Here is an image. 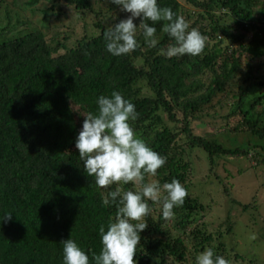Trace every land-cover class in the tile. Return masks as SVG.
<instances>
[{
    "label": "trees",
    "instance_id": "obj_1",
    "mask_svg": "<svg viewBox=\"0 0 264 264\" xmlns=\"http://www.w3.org/2000/svg\"><path fill=\"white\" fill-rule=\"evenodd\" d=\"M37 1L27 0V6ZM44 1L48 5L36 24L16 13L15 34L0 41V264H63L61 240L67 238L94 264L92 255L102 247L99 227L107 230L117 211L102 204L103 196L117 187L140 188L116 182L101 189L75 148L83 114H95L97 98L114 90L135 105L136 135L166 157L155 176L145 174L144 183L176 179L187 190L171 218L162 216L159 202L148 201L137 264H195L209 247L235 264L242 255L223 238L232 223L226 219L217 227L204 221L206 205L191 194L190 154L204 152L211 173L219 159L264 151V0H158L207 37L199 55L172 58L164 54L175 43L163 31L167 21L134 18L139 46L114 56L106 49L105 33L130 13L112 0H63L72 11L68 15L59 0ZM3 11L10 24L11 12L6 6ZM60 13L71 23L84 21L79 37L57 29ZM140 23L156 28L155 47ZM213 111H223L224 131L246 134L251 143L232 147L216 133H194L193 125H203ZM6 212L10 219L3 217Z\"/></svg>",
    "mask_w": 264,
    "mask_h": 264
},
{
    "label": "clouds",
    "instance_id": "obj_2",
    "mask_svg": "<svg viewBox=\"0 0 264 264\" xmlns=\"http://www.w3.org/2000/svg\"><path fill=\"white\" fill-rule=\"evenodd\" d=\"M130 15L114 25L105 33L106 49L120 56L134 51L139 45L136 39L137 24L134 18L141 21H167L163 31L175 43L170 45L164 54L168 58L181 55H199L206 45L207 37L198 29H189L185 17L177 15L171 8L160 7L158 0H112ZM143 35L150 47L158 43L155 38L156 28L148 23H140ZM98 110L83 114L82 128L77 134L75 148L78 150L83 168L88 176L95 177V183L101 189L108 190L116 182L140 185L137 191L121 192L117 187L108 190L102 198L103 205H115V216L107 225L99 227L101 250L93 253L94 264H137L134 256L140 242V233L147 227V217L151 212L149 200L159 202L162 216H174V207L184 204L187 190L180 181L173 179L162 185L153 180L144 183L145 174L155 176L166 157L154 151L139 138L131 121L138 117L135 105L119 91H112L110 96L97 98ZM166 193L161 196V193ZM10 219L11 213L6 212ZM63 243V264H90L89 255L77 241L72 238L61 240ZM195 264H230L223 256L216 255L209 247L198 253Z\"/></svg>",
    "mask_w": 264,
    "mask_h": 264
},
{
    "label": "rangeland",
    "instance_id": "obj_3",
    "mask_svg": "<svg viewBox=\"0 0 264 264\" xmlns=\"http://www.w3.org/2000/svg\"><path fill=\"white\" fill-rule=\"evenodd\" d=\"M26 1L2 0L0 41L15 34L11 26L15 23L16 13L20 15L21 20H26L27 15L31 16L34 24L43 17L42 9L48 5L44 0H39L32 6L34 13H31L32 7L27 6ZM180 1L183 2V0ZM59 5L63 11L67 10L68 15L72 14L63 0H59ZM5 6L11 12L10 24L4 20ZM62 13L57 20L62 27L57 29L73 31L74 34L78 33L77 37H79L85 25L84 21L75 20L71 23L70 19ZM86 17L88 21L89 15ZM25 27L22 30H25ZM214 112H209L210 114L201 120L203 125H193V132L196 134L216 133L215 137L220 142L232 147L244 143L247 145L249 140H252L246 134L224 131L222 128L225 120L220 118L223 111H218L217 114ZM261 153L264 154V151ZM261 153L258 155L253 149L250 150L249 156L237 155L219 159L211 173H209L207 156L204 152L196 149L190 154L193 168L190 179L191 194L196 195L206 205L204 221L207 220L208 223L217 227L226 219L232 223V231L226 233L223 238L230 247L234 248V252L242 255L241 259H234L235 264H264V160ZM223 185L228 188L227 192L223 190ZM231 198L238 202H233ZM221 228H226V222Z\"/></svg>",
    "mask_w": 264,
    "mask_h": 264
}]
</instances>
